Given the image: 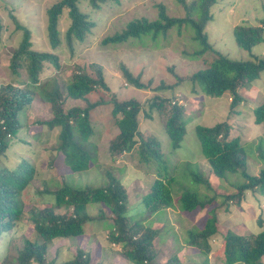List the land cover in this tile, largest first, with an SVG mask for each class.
<instances>
[{"label":"trees","instance_id":"trees-1","mask_svg":"<svg viewBox=\"0 0 264 264\" xmlns=\"http://www.w3.org/2000/svg\"><path fill=\"white\" fill-rule=\"evenodd\" d=\"M107 2L119 3V0L55 1L45 11L48 50L35 48L31 39L32 32L11 16L14 32H19L20 37L7 60L6 69L11 79L0 84V238L27 221L31 228L28 230H33L35 237L23 238L20 248L15 251V257L7 259L0 256V264L7 261V264H52L56 262L57 251H54L52 260L46 259L47 245L51 240L83 236L87 225L95 218L103 221L105 212L109 214V222L105 225L107 242L120 248L122 256L131 264H153L156 257L154 242L159 239L160 230L147 224L146 219L149 215L153 216L169 208L172 197L178 199L181 210L186 213L205 211L199 231L188 230L185 235L189 247L201 255H207L210 251L208 242L218 235L221 244L214 251V257L220 264H264V229L257 233L246 231L242 235L227 230L220 236L216 227L219 221L217 210L239 206L245 201L247 192L252 196L256 192L264 194V147L260 141L253 152H249L260 163L257 174L251 175L245 168L247 153L244 142L237 135L231 134L232 127L228 119L210 127L196 125L194 132L200 153L212 176L223 180L226 174H235L240 182L228 183L234 190L231 193H217L198 170L187 174L196 186L189 189L182 185L181 182L185 179L179 175L166 176L167 167L161 161L158 141L139 130V116L148 119L152 116L154 107L160 109L165 103L170 111L163 121V128L171 149H178L185 132V107L178 103L176 97L166 99L155 94L144 103L134 99L118 101L110 92L101 69H98L97 74H91L88 62L73 63L69 75L63 76L64 67L60 56L54 52L61 39L72 55L75 44L82 43L96 26L91 14L100 13L101 6ZM173 2L184 10L182 17L168 15L165 6L157 3L154 5L157 11L154 19L142 16L130 20L118 33L103 38L99 44L112 46L131 40L141 42L140 39L147 36L150 40H155L173 29L177 36H181L182 29H188L191 32L190 40L196 43L198 50L185 57L193 60L209 52L211 59H203V67L183 76L177 75L168 67L175 83L167 85L160 81L150 91H172L175 87L181 88L185 82H190L207 96L220 97L228 93V114H233L235 107L242 103L237 91L256 80L259 73L264 71V56H253L251 61L237 62L212 49L205 28L213 20L212 7L217 0H192L188 4L186 0ZM62 19L66 23L63 32L60 30ZM61 32L63 38L60 36ZM232 36L239 49L249 52L254 46L264 42V18L256 25H234ZM50 68L55 73L51 74ZM119 71L127 85L136 90L149 89L151 80L143 84L140 73L133 74L123 63H119ZM96 93L107 94L112 98L107 102L101 99L91 102L90 96ZM71 100L77 102L70 104ZM32 110L35 115L28 122ZM41 111L45 112L46 117L40 114ZM94 116L98 117L96 121ZM263 121L264 104H261L253 110V123L261 124ZM29 123L45 128L47 133L56 132L54 142L43 149V152H47L44 166L46 172L63 177V172L72 174L96 170L100 178L97 188L87 186L79 190L62 181L53 190L45 182H42L40 189H36L32 186L36 170L31 158H19L14 165L7 167L3 161H7L6 151L12 142L19 140L30 144L21 139L13 140L16 133L26 132ZM106 123L114 126L116 132L105 140V145L100 144L105 147V150H101L97 141L101 140L102 132L95 131V128L102 124L101 127L105 130ZM126 154H129L135 165L140 166L138 168L156 175L152 178L148 191H143L138 199L141 211L148 214L144 219L136 213L129 215L131 208L127 206V188L119 175L121 171L114 168V162ZM187 175L184 178H188ZM175 177L178 179V188L173 192L171 184ZM44 196H52V204L36 209ZM88 205L95 207L96 215L87 214ZM54 207L62 211L54 212ZM261 222L262 219L256 221L262 225ZM4 239L7 241L10 236ZM7 244L8 242L6 246ZM93 251V256L99 258L101 251L99 250L98 255L95 254L97 250ZM212 254L213 252L209 255ZM60 264H89V255L76 249L72 258ZM161 264L180 262L173 254Z\"/></svg>","mask_w":264,"mask_h":264},{"label":"rangeland","instance_id":"rangeland-1","mask_svg":"<svg viewBox=\"0 0 264 264\" xmlns=\"http://www.w3.org/2000/svg\"><path fill=\"white\" fill-rule=\"evenodd\" d=\"M55 1L57 0H0V84L11 79L6 69L7 60L20 37L19 32H14V23L11 16L15 17L20 25L27 27L32 32L31 39L35 48L48 50L49 45L45 34V11ZM191 1L186 0V3L188 4ZM157 3H162L170 16L182 17L184 15V10L174 4L173 0H119V3L107 2L102 5L100 13L91 14V17L96 21V26L82 43L75 44L72 55L67 51L62 39L60 45L54 51L60 56L61 64L64 67L62 74L63 76L69 75L73 63L88 62L91 74L95 75L98 69H101L110 92L114 94L118 101L134 99L144 103L155 94L166 99L176 97L178 103L185 107L183 116L185 132L178 149H171L168 136L163 128V121L170 111L169 106L165 103L160 109L154 107L150 118L145 119L142 115L139 116V130L144 135L155 137L158 141L162 154L161 161L167 167L166 176L167 174L179 175L182 179H185L184 182L180 181L183 186L185 185L189 189L196 188L187 174L200 170L202 176L211 183L217 193H231L234 190L228 186V183L236 184L240 182V179L235 174H226L223 180L215 179L212 176L207 162L200 153L194 128L196 125L210 127L215 123L228 119L232 127L231 134L237 135L246 147V171L251 175L257 174L260 163L258 164L254 155L252 156V153L249 152H253L259 141L264 147V121L261 124L253 123V110L264 104V71L259 73L256 80L237 91V94L242 98V103L235 107V112L230 115L228 114L230 104L228 93H224L220 97L207 96L200 92L198 86L190 82H185L181 88L175 87L172 90L173 92L171 89L160 93L151 92L150 89L157 86L160 81L167 85L175 83V78L168 67H171L177 75L183 76L203 67V59H211L209 52L193 60L185 57V55L198 50L196 43L190 40L191 32L188 29H182L181 36H177L175 29H173L169 34L158 36L155 40H150L147 36L140 39L141 42L131 40L112 46L99 44V41L103 38L111 36L115 32L118 33L130 20L142 16L150 20L154 19L157 12L154 5ZM212 15L213 20L207 24L205 33L208 43L214 51L229 60L237 62L251 61L253 56H264V42L257 44L249 52H245L235 45L232 36L234 25H256L264 18V0H217V3L212 7ZM65 25V20L62 19L60 22L62 32ZM62 32L60 33L61 37ZM119 63L125 64L133 74L140 73V80L143 84L151 80L148 86L149 89L136 90L127 85L122 80ZM50 70L51 74L55 73L52 68ZM50 70L48 69L49 72ZM111 98L110 95H98L96 93L91 95L89 99L91 102L98 99L107 102ZM76 102L71 100L70 104ZM40 114L46 117L44 111H41ZM33 115L35 114L32 110L28 122L33 118ZM94 118L95 121L98 119L97 116H94ZM101 125L98 124L95 128V131L102 132L101 140L97 143L98 145L101 143L105 145V140L116 132V128L106 123L105 130H103ZM55 134L54 131L47 133L45 128H38L36 125L29 123L26 132L16 133L13 140L21 139L30 144L19 140L13 141L11 147L6 151L7 161H3V163L7 167H11L19 158H31L36 170L32 183L35 188L40 189L42 182H45L47 187L53 190L62 181L68 186L79 190L87 186L97 188L100 178L96 170L72 174H64L63 172V177L57 173L50 174L44 170L47 162V152H43V149L54 142ZM94 140L97 139L94 138ZM100 146L101 150H105L104 146ZM129 157V154H126V156L117 159L114 162V168L121 171L119 175L127 188V206L132 209H130L129 215L136 213L144 219L148 214L141 211L138 199L143 191H146V189L148 191L150 182L156 175L153 172L149 173L138 168L140 166L135 165L132 158ZM58 170L61 171L59 168ZM185 175L188 178H184ZM177 182L178 179L175 177V181L171 184L173 192L178 188ZM52 202V196H44L41 203L35 208L40 209L43 206L52 204ZM216 204L217 202H215ZM61 211V209L54 207V212ZM86 212L90 216L96 215V209L93 206L88 205ZM204 214V210L189 213L182 211L178 199L172 197V204L169 208H165L153 216H147V224L160 230L159 239L154 242L156 257L152 263L161 264L174 254L180 264H220L214 257V251L221 244V238L218 235L208 242L210 251L207 255L199 254L197 250L189 247L185 241L188 230L192 232L199 231ZM108 216L109 214L105 212L103 221L100 218H95L93 222L87 225L85 234L81 237L51 240L47 245V261L52 260L54 251H57L56 262L52 264H60L72 258L76 249H81L89 255V264H131L122 256L120 248L107 242L105 225L109 222ZM217 217L219 221L216 227L220 236L224 235L227 230H231L237 235H242L246 231L257 233L264 229V194L256 192L255 196H252L247 192L245 201L239 206H229L227 210L225 208L217 210ZM258 217L262 219V225L256 223L260 220ZM28 228L31 230L28 221L20 223L14 231L0 238L1 258L2 256L7 259L14 258L15 251L20 248L23 238L33 239L35 237V232L33 230L30 232ZM8 236H10V239L6 241L4 238ZM93 250H97L96 255L99 254V250L101 251L99 258L93 256ZM212 252L213 254L209 255ZM217 255L220 256V254ZM262 262L264 263V257ZM3 263L7 264L8 261Z\"/></svg>","mask_w":264,"mask_h":264}]
</instances>
